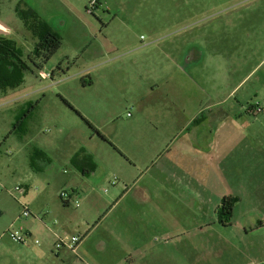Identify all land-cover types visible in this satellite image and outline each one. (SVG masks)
<instances>
[{
	"label": "rangeland",
	"instance_id": "rangeland-1",
	"mask_svg": "<svg viewBox=\"0 0 264 264\" xmlns=\"http://www.w3.org/2000/svg\"><path fill=\"white\" fill-rule=\"evenodd\" d=\"M19 1L0 0V19L10 28L6 37L21 48L23 59L30 66L19 85L0 90V184L9 203L7 213L0 218V247L12 250L20 245L10 241L6 234L19 227L30 233L32 241L38 239L35 219L42 215L40 208L48 211L60 205L58 194L68 192L69 186L64 182L68 175L63 171L73 173L69 158L79 148H92L96 142H90L93 134L77 113L88 117L103 136H108L112 119L125 121L128 115L136 113L137 109H132L136 96L146 98L151 84L163 82L166 76L171 81L178 77L176 63L190 69L192 75L201 70L189 65L196 58H203L206 65L202 70L210 79L211 102L230 100L255 105L264 101L262 93L255 92L253 81L239 88L231 99L227 98L229 88L240 82L244 69L247 71L251 64L241 67L238 54L233 56V49L238 53L235 33L244 14V8L240 7L246 0H99L93 14L85 11L89 0H23L30 2L39 17L60 36V48L50 60L43 63L35 60L39 66L42 64L40 67L32 61L38 40L14 11ZM253 17L248 13L247 20ZM225 36L231 39L226 40ZM225 42L229 50L233 47L228 63L223 56ZM190 55L188 63L184 58ZM39 73L50 77L41 79ZM200 80L203 85L202 76ZM188 83L192 84L189 80ZM224 108L222 105L214 112L221 114ZM202 119L201 116L198 121ZM215 130L220 154L235 148V142L224 137L238 131L224 129L218 122ZM104 148L112 151L109 143ZM35 149L46 151L52 163L37 159L36 170L32 169L30 157ZM253 150L256 148L247 150L249 165L262 160L252 155ZM229 161L230 165H236L235 158ZM107 169L101 164L96 175L98 182L102 178L106 181L101 195L104 189H110L107 181H113L114 177ZM259 175L250 170L246 173L243 187L247 192L240 196L231 227L216 225L201 232H264V186L251 180ZM230 177L232 190L238 189L234 186L236 174L231 173ZM16 187L23 188L24 193L16 192ZM232 198L236 205L237 197ZM78 202L76 213L82 217L81 226L67 234L85 229L91 232L96 221L103 217L94 216L95 209L88 203ZM24 209L29 217L21 216ZM189 222L184 221V228L177 232H195ZM106 226L100 225L95 232H107Z\"/></svg>",
	"mask_w": 264,
	"mask_h": 264
},
{
	"label": "crops",
	"instance_id": "crops-1",
	"mask_svg": "<svg viewBox=\"0 0 264 264\" xmlns=\"http://www.w3.org/2000/svg\"><path fill=\"white\" fill-rule=\"evenodd\" d=\"M241 6L244 14L235 33L238 53L233 47L229 50L225 42L224 62L228 63L233 49L241 67L251 64L247 71L244 69L240 82L229 88L227 98L231 99L251 81L255 92L264 97V0H246ZM248 13L254 16L250 21ZM190 57L185 61L189 63ZM175 65L178 77L171 81L166 76L163 82L151 84L146 98L136 96L132 107L136 113L125 121L112 119L108 136H103L88 117L77 113L93 134L90 142H96L92 148H79L69 158L73 173L63 174L68 175L64 182L69 186L70 197L60 200V205L48 207V211L40 208L42 215L35 219L39 226L35 240L39 244H16L18 247L12 250L0 247V264H264V232H201L216 225L232 226L240 196L246 191L243 184L248 170L260 174L251 180L264 186V101L255 105L230 100L211 102L210 79L202 70L206 66L203 58L189 64L201 69L193 75L190 69ZM200 74L203 85L199 84ZM222 105L225 108L221 114L214 112ZM256 105L263 111L252 114L250 110ZM201 116L203 119L198 121ZM217 122L224 129L239 132L225 135V140L235 142V148L222 154L217 146ZM106 143L113 152L105 150ZM249 147L256 148L252 155L261 161L247 164ZM80 149L92 156L96 163L94 172L81 173L71 165ZM42 152L47 156L42 160L51 164L46 151ZM221 157L225 160H219ZM232 158L236 159L235 166L229 164ZM101 164L117 180L114 185L107 181L110 189H104L102 195L100 190L106 181L102 177L99 182L96 179ZM231 173L236 174L234 186L239 187V196L238 189L232 190L229 184ZM6 195H0V218L9 208ZM234 196L237 203L231 220L222 224L218 209L224 198ZM75 201L88 203L95 209L94 216L103 217L96 221L94 231L68 232L81 237L76 253L56 251L57 237L81 226ZM187 220L195 232H177ZM103 224L107 225V232H95Z\"/></svg>",
	"mask_w": 264,
	"mask_h": 264
},
{
	"label": "trees",
	"instance_id": "trees-1",
	"mask_svg": "<svg viewBox=\"0 0 264 264\" xmlns=\"http://www.w3.org/2000/svg\"><path fill=\"white\" fill-rule=\"evenodd\" d=\"M16 14L24 22L25 28L38 40L33 50L34 60L32 61L35 66L40 67L42 64L39 66L35 60L42 61V63L50 60L60 48V36L36 12L21 10L19 6ZM28 70H30V66L23 59L21 48L17 46L14 40L0 36V89L9 90L19 85L23 81V73ZM33 156L30 159V167L35 170V161L46 158V155L40 150H35ZM71 165L81 173L87 174L96 169V163L85 149H80L73 156ZM235 202V198L232 197H226L222 200L218 209L220 223L227 224L230 222Z\"/></svg>",
	"mask_w": 264,
	"mask_h": 264
},
{
	"label": "built area",
	"instance_id": "built-area-1",
	"mask_svg": "<svg viewBox=\"0 0 264 264\" xmlns=\"http://www.w3.org/2000/svg\"><path fill=\"white\" fill-rule=\"evenodd\" d=\"M99 0H89L88 8L85 10L88 14H93V12L96 9V6L98 5ZM39 77L41 79H47L50 77L49 74L45 73H39ZM252 114H259L263 111V109L259 106H254L251 110ZM116 179H114L111 184H116ZM18 193H24V189L20 187H16L14 189ZM4 191V187L0 184V195ZM106 191V190H105ZM68 192H61L59 198L62 201H66L69 198ZM75 206L79 207V202L75 201ZM21 216L23 217H29V212L27 209H24L21 213ZM9 237V239L17 244H27L28 242L32 241V236L30 233L26 232L22 227H19L17 229L8 230L6 233ZM34 244H39L38 240L33 241ZM81 243V237L78 235H69L67 233L62 234L61 236L57 237V240L55 242L54 248L56 251L66 249L71 253H76L77 247Z\"/></svg>",
	"mask_w": 264,
	"mask_h": 264
},
{
	"label": "flooded vegetation",
	"instance_id": "flooded-vegetation-1",
	"mask_svg": "<svg viewBox=\"0 0 264 264\" xmlns=\"http://www.w3.org/2000/svg\"><path fill=\"white\" fill-rule=\"evenodd\" d=\"M20 6V9L21 10H28V11H33V12H36L35 9L32 7V4L30 2H27V1H23V0H20L14 7V11L16 13V10L17 8ZM17 15V14H16ZM18 17V16H17ZM19 18V17H18ZM23 25H24V22L19 19ZM8 26V25H7Z\"/></svg>",
	"mask_w": 264,
	"mask_h": 264
},
{
	"label": "water",
	"instance_id": "water-1",
	"mask_svg": "<svg viewBox=\"0 0 264 264\" xmlns=\"http://www.w3.org/2000/svg\"><path fill=\"white\" fill-rule=\"evenodd\" d=\"M10 28L0 19V36H8Z\"/></svg>",
	"mask_w": 264,
	"mask_h": 264
}]
</instances>
